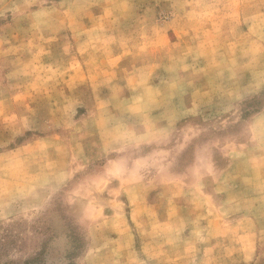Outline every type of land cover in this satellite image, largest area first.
<instances>
[{
    "label": "rangeland",
    "instance_id": "1",
    "mask_svg": "<svg viewBox=\"0 0 264 264\" xmlns=\"http://www.w3.org/2000/svg\"><path fill=\"white\" fill-rule=\"evenodd\" d=\"M0 264H264V0H0Z\"/></svg>",
    "mask_w": 264,
    "mask_h": 264
}]
</instances>
